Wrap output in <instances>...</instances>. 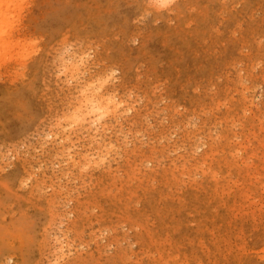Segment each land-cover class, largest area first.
<instances>
[{
    "label": "rangeland",
    "instance_id": "rangeland-1",
    "mask_svg": "<svg viewBox=\"0 0 264 264\" xmlns=\"http://www.w3.org/2000/svg\"><path fill=\"white\" fill-rule=\"evenodd\" d=\"M3 12L0 264H264V0Z\"/></svg>",
    "mask_w": 264,
    "mask_h": 264
},
{
    "label": "bare ground",
    "instance_id": "bare-ground-1",
    "mask_svg": "<svg viewBox=\"0 0 264 264\" xmlns=\"http://www.w3.org/2000/svg\"><path fill=\"white\" fill-rule=\"evenodd\" d=\"M171 1V0H170ZM3 2V0H0V3H2ZM168 2V1H167ZM169 3V2H168ZM5 14H4V12L2 13V15L0 16V18H2L3 16H4ZM0 40H3L2 39V37H0ZM6 43V42H5ZM77 59V58H76ZM81 59H82V57H81ZM80 59V60H81ZM73 60H75V59H73ZM72 61V60H71ZM76 61H78V60H76ZM72 64H74V65H72V66H75L74 68H76V69H74V70H77L78 69V65H80V64H77L76 62L74 63V62H71ZM66 64V63H65ZM68 65V64H67ZM66 66V65H65ZM69 68V67H68ZM100 90V89H99ZM76 99V98H75ZM80 99H78L77 101H79ZM82 100V99H81ZM81 100H80V102H78V104H81V103H85L86 102V105H87V109L86 108H84V109H86L87 111V113L85 114H83V117H82V122H83V120L85 119H87V116H92V115H94V116H96V118H94V119H92V120H90L89 118V121H90V123L92 122V124L95 122V124H99L100 126H102L101 128H99V129H101L102 131H104V129L108 126V125H105V122L103 123V121L105 120V117L110 113V111H112L111 109H113L112 107H110V104H113V103H110V100H108V97H105V95L102 93V92H100V91H98L97 90V93L95 92V93H93V94H91L90 96H88L87 97V100L85 101V102H81ZM116 105V104H115ZM80 105H78V107H79ZM81 106H82V104H81ZM83 106H85V105H83ZM113 106H114V104H113ZM115 107V106H114ZM80 110H82L81 108H80ZM115 110V108L113 109V111ZM93 116V117H94ZM84 120V121H85ZM98 128H97V131H96V133L97 134H99V130ZM95 133V134H96ZM101 134V133H100ZM95 136H97V135H95ZM94 136V137H95ZM94 137H91V140H93L94 139ZM98 137V136H97ZM101 140V139H100ZM103 140V139H102ZM93 142H94V140H93ZM96 142V141H95ZM104 142V141H103ZM99 144H101L100 143V141L98 142ZM97 143V144H98ZM91 145V144H90ZM99 146V145H98ZM93 147V146H92Z\"/></svg>",
    "mask_w": 264,
    "mask_h": 264
}]
</instances>
